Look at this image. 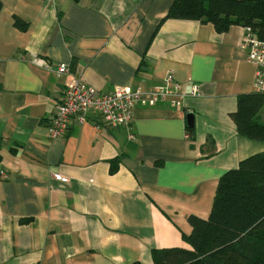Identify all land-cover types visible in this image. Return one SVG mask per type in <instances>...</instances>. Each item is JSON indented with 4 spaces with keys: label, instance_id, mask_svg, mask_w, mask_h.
Returning a JSON list of instances; mask_svg holds the SVG:
<instances>
[{
    "label": "crops",
    "instance_id": "obj_1",
    "mask_svg": "<svg viewBox=\"0 0 264 264\" xmlns=\"http://www.w3.org/2000/svg\"><path fill=\"white\" fill-rule=\"evenodd\" d=\"M171 3L0 0V264H154L153 250H191L187 217L206 220L219 178L264 153L230 118L254 93L244 28L164 21ZM169 73L199 87L180 110L136 106L129 128L90 113L50 139L72 79L149 90Z\"/></svg>",
    "mask_w": 264,
    "mask_h": 264
},
{
    "label": "trees",
    "instance_id": "obj_2",
    "mask_svg": "<svg viewBox=\"0 0 264 264\" xmlns=\"http://www.w3.org/2000/svg\"><path fill=\"white\" fill-rule=\"evenodd\" d=\"M211 24L222 34L232 26L249 28L264 36V0H172L165 20ZM14 26L26 25L15 19ZM264 94L237 98L230 115L237 134L264 142ZM193 135V129L186 127ZM115 169H111L114 172ZM191 226L183 241L191 250L168 248L152 251L154 264H264V153L242 160L218 180L209 217H187Z\"/></svg>",
    "mask_w": 264,
    "mask_h": 264
},
{
    "label": "built area",
    "instance_id": "obj_3",
    "mask_svg": "<svg viewBox=\"0 0 264 264\" xmlns=\"http://www.w3.org/2000/svg\"><path fill=\"white\" fill-rule=\"evenodd\" d=\"M54 0H43L51 4ZM245 36L241 48L245 50L247 60L255 65L254 93L264 94V36L258 38L249 28H244ZM36 64L45 65L43 60H35ZM69 69L61 64L57 67V75H67ZM199 87L195 84H180L172 74L150 88H132L116 85L106 92H99L85 85L80 80L72 79L64 88L63 95L55 107V116L49 126V137L60 139L68 131L69 124L75 119L79 124L86 122L88 114L95 113L107 128H129L132 113L136 106L154 107L166 103L175 109H181L186 99L196 97ZM185 133V139H189ZM54 180L66 183L68 179L58 174Z\"/></svg>",
    "mask_w": 264,
    "mask_h": 264
},
{
    "label": "water",
    "instance_id": "obj_4",
    "mask_svg": "<svg viewBox=\"0 0 264 264\" xmlns=\"http://www.w3.org/2000/svg\"><path fill=\"white\" fill-rule=\"evenodd\" d=\"M186 126L188 128H192L193 127V114H191V113L186 115Z\"/></svg>",
    "mask_w": 264,
    "mask_h": 264
},
{
    "label": "rangeland",
    "instance_id": "obj_5",
    "mask_svg": "<svg viewBox=\"0 0 264 264\" xmlns=\"http://www.w3.org/2000/svg\"><path fill=\"white\" fill-rule=\"evenodd\" d=\"M260 115L264 118V109L260 112Z\"/></svg>",
    "mask_w": 264,
    "mask_h": 264
}]
</instances>
